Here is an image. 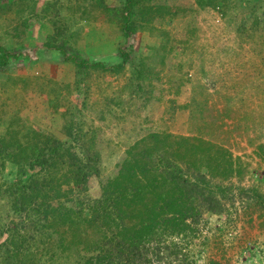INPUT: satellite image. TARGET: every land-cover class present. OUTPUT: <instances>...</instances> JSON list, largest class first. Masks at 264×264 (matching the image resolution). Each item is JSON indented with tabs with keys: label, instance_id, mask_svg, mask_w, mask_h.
Masks as SVG:
<instances>
[{
	"label": "rangeland",
	"instance_id": "obj_1",
	"mask_svg": "<svg viewBox=\"0 0 264 264\" xmlns=\"http://www.w3.org/2000/svg\"><path fill=\"white\" fill-rule=\"evenodd\" d=\"M125 3L0 0V46L19 54L0 66V264H85L127 230L152 264H264V0H134L128 34ZM53 32L69 54L128 61L80 71L44 45ZM44 145L54 163L31 165ZM162 157L226 189L222 212L186 197Z\"/></svg>",
	"mask_w": 264,
	"mask_h": 264
},
{
	"label": "trees",
	"instance_id": "obj_2",
	"mask_svg": "<svg viewBox=\"0 0 264 264\" xmlns=\"http://www.w3.org/2000/svg\"><path fill=\"white\" fill-rule=\"evenodd\" d=\"M125 6L124 9L126 11L127 16L125 15L123 17V26L125 29L126 34H128L131 30L134 29V23L130 21L131 13H132V7L134 4V0H125ZM44 45L50 49H56L58 53L61 55L63 60L65 61H71L76 64L77 68L81 71V69H113V70H119L121 69L124 64L128 61L129 54L124 52L122 53V60L118 64L114 66H107L105 63L101 61H88L85 58L78 56L76 54H69L67 50L65 49L64 41L57 42V36L53 34H47V37L44 41ZM19 54L15 52H10L5 47L0 46V66L6 65L10 59H18ZM140 74V73H139ZM34 142L36 143L38 139H41V137L36 134L34 135ZM34 143V144H35ZM50 146V145H49ZM48 146V147H49ZM34 147V146H33ZM32 147V148H33ZM50 150L52 153L55 152L56 147L51 146L50 148H47L46 145L42 147V149L38 148L36 151L35 156H33V160L31 165H40L41 167L47 168L52 166L54 156L52 157L50 154V157L41 159L40 157L44 156L43 151ZM49 158V159H48ZM50 160V161H49ZM164 165L162 167V172L164 173L165 177L178 184L182 191L184 192V195L186 197H189L193 200H195L198 203V206L201 207L204 210H209L214 213H221L223 210V206L225 204V201H227L228 196L226 193V189L222 188L221 186H213V189L210 185L205 183L202 179L200 180H191L186 175L181 172L180 166L176 165L175 162H173L170 158L162 157L161 158V164L158 166ZM169 165V166H168ZM170 165H173V168L170 167ZM155 167V170L157 167ZM203 183V184H201ZM48 186V184H46ZM25 186V185H24ZM24 190L20 188V192L24 194L25 197H30L32 195V191L34 193V197L37 196L38 192L37 189H39V186L35 184L30 185V188L27 190L26 188L28 186H25ZM32 190V191H30ZM35 191V192H34ZM137 192L139 190H136ZM219 193V195L217 194ZM128 193V191H127ZM217 195H216V194ZM226 193V195H225ZM227 197V198H226ZM24 199L20 201V204L17 205L15 208L17 211H24L26 209V205L24 203ZM261 207H264V198L261 195H257V199L255 200ZM102 212H97L96 207L91 206L90 211L93 216V220H99L94 221L98 224L96 225H107L108 217L109 215L113 214L114 210L111 208L113 203H107L103 199L100 201ZM37 203V207L35 209H39L42 204L39 202ZM35 205V202H34ZM116 207V206H115ZM65 210H61L65 212L64 216L69 217L71 213H73V210L70 208H65ZM120 212L119 210H117ZM121 215L117 214L116 217H119ZM61 217V215H60ZM35 216L33 214L27 215V223L29 225H35L37 222L34 221ZM62 219V217H61ZM110 220L115 221L114 218H110ZM41 221V220H40ZM112 221V222H113ZM195 223V221H193ZM102 223V224H101ZM117 225H119L117 223ZM160 230L159 232H161ZM142 236V233L137 235V238H140ZM25 240V237L23 234L19 233L16 234L15 238ZM32 237V236H29ZM137 238H134L133 241L129 238V230L127 232H120V234L117 233V231L114 232H106L104 233V236L100 238L95 245V255L87 257L84 262L85 264H152L149 261L148 258V249L144 243H142V239L138 240ZM137 239V240H135ZM24 240H22L24 242ZM13 242V241H12ZM137 242V243H136ZM89 249V248H88ZM29 255L32 257L33 253L30 252ZM29 256V257H30ZM76 258V255H75ZM75 264H80L78 260H75Z\"/></svg>",
	"mask_w": 264,
	"mask_h": 264
},
{
	"label": "crops",
	"instance_id": "obj_3",
	"mask_svg": "<svg viewBox=\"0 0 264 264\" xmlns=\"http://www.w3.org/2000/svg\"><path fill=\"white\" fill-rule=\"evenodd\" d=\"M24 59L27 60L26 58H24ZM13 60H16V59H13ZM17 60H18V59H17ZM27 73H30V72L27 71Z\"/></svg>",
	"mask_w": 264,
	"mask_h": 264
}]
</instances>
